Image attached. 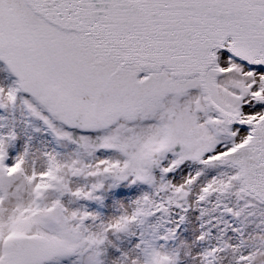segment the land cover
Wrapping results in <instances>:
<instances>
[{
  "label": "snow or ice",
  "instance_id": "6c2138e0",
  "mask_svg": "<svg viewBox=\"0 0 264 264\" xmlns=\"http://www.w3.org/2000/svg\"><path fill=\"white\" fill-rule=\"evenodd\" d=\"M0 264H264V0H0Z\"/></svg>",
  "mask_w": 264,
  "mask_h": 264
}]
</instances>
